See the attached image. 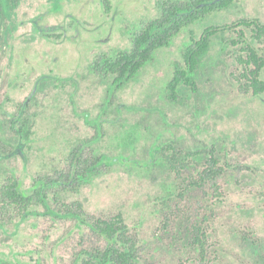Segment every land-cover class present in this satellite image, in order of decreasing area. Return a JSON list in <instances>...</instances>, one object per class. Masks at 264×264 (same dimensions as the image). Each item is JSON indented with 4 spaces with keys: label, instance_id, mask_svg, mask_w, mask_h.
I'll return each instance as SVG.
<instances>
[{
    "label": "rangeland",
    "instance_id": "rangeland-1",
    "mask_svg": "<svg viewBox=\"0 0 264 264\" xmlns=\"http://www.w3.org/2000/svg\"><path fill=\"white\" fill-rule=\"evenodd\" d=\"M162 1L21 0L1 19L0 185L13 177L29 192L36 177L62 169L73 148L93 139L88 145L97 154L124 161L63 200L94 216L120 213L138 237L139 264H199L187 227L202 218L207 264H264V94L239 90L241 53L228 43L235 35L213 39L195 94L180 88L177 102L167 98L189 35L240 19L264 24V0H240L183 28L113 91L112 76L92 72L91 64L130 49L131 33L158 16ZM256 47L264 58V40ZM22 112L31 120L28 141L11 127ZM167 145L184 153L214 148L224 170L217 180L222 199L186 186L204 154L177 175L156 152ZM77 231L72 221H15L0 227V260L68 264Z\"/></svg>",
    "mask_w": 264,
    "mask_h": 264
},
{
    "label": "trees",
    "instance_id": "trees-1",
    "mask_svg": "<svg viewBox=\"0 0 264 264\" xmlns=\"http://www.w3.org/2000/svg\"><path fill=\"white\" fill-rule=\"evenodd\" d=\"M238 1H162L158 3V16L139 25L131 33L130 49L118 51L112 56L100 55L93 61L90 70L103 76H112L111 88L113 91L119 90L136 78L139 71L152 60L153 52L168 46L170 40L183 28L224 12ZM20 2L0 0V21L3 17L12 16ZM225 33L235 35L228 39V43L241 53L236 57V63L241 69L237 76L239 90L253 96L264 94V80L260 77L264 69V58L256 47V44L264 40V24L256 19H240L223 26L207 27L199 37L193 33L189 35V41L182 52V62L175 64L167 86L169 101L177 102L180 88L193 94L197 92L196 73L208 55L213 39ZM15 125H18L17 129L13 128ZM11 127L15 130L13 135L19 140L30 139L31 120L27 113L22 112L21 116L13 118ZM92 140L73 148L62 169L55 170L51 175L36 177L29 192L20 189L18 179L6 178L0 185V227L30 217L72 221L78 231L76 235L72 234L74 243L68 264H139L138 237L129 229L120 213L109 217L94 216L87 214L80 202L63 200V195L76 193L99 175L103 168L124 161L121 157L109 158L97 154L88 145ZM88 148L91 151H86ZM156 152L163 156L166 164L177 175L186 171L190 162L200 161L204 154L202 169L196 176L186 179V186L196 189L206 187L212 198L218 201L222 199L217 180L224 170L214 148L184 153L173 145H167L156 149ZM187 239L189 245L197 250L199 264H207L204 218L187 227ZM0 264L16 263L0 260Z\"/></svg>",
    "mask_w": 264,
    "mask_h": 264
}]
</instances>
